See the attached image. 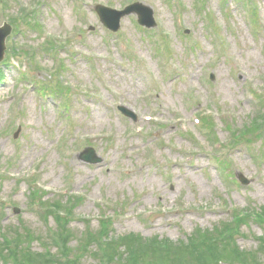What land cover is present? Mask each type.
Segmentation results:
<instances>
[{"label": "rangeland", "instance_id": "obj_1", "mask_svg": "<svg viewBox=\"0 0 264 264\" xmlns=\"http://www.w3.org/2000/svg\"><path fill=\"white\" fill-rule=\"evenodd\" d=\"M134 3L155 29L95 11ZM5 23L0 264L16 233L54 264H264V0H0Z\"/></svg>", "mask_w": 264, "mask_h": 264}, {"label": "water", "instance_id": "obj_2", "mask_svg": "<svg viewBox=\"0 0 264 264\" xmlns=\"http://www.w3.org/2000/svg\"><path fill=\"white\" fill-rule=\"evenodd\" d=\"M101 23L109 30L117 32L120 29V22L122 18L136 14L138 16V22L141 26L148 29L156 27V22L154 19V12L151 8L143 6L141 4H134L124 11H116L106 7L98 6L96 8ZM11 27L8 24H5L4 27L0 28V63L4 59V54L6 50V39L11 34ZM123 114L127 117L134 118L131 113H128L126 110H121ZM80 159L88 164H99L102 162V159L98 158L94 150L88 149L83 154L80 155ZM240 182L243 185H248L249 182L243 177L240 178Z\"/></svg>", "mask_w": 264, "mask_h": 264}, {"label": "trees", "instance_id": "obj_3", "mask_svg": "<svg viewBox=\"0 0 264 264\" xmlns=\"http://www.w3.org/2000/svg\"><path fill=\"white\" fill-rule=\"evenodd\" d=\"M63 227L64 226H62V228ZM10 236H12V235L10 234ZM52 236L54 238V241H57V243H55L54 241L53 242L55 243L56 249L59 252L60 257L62 256L63 252H65L67 250L69 253H72V250L70 251V248H69V245H70L69 242L64 241V238H62L60 236L58 237L60 239H58L56 237V235L54 234V232H53ZM11 240H12V237H11ZM140 240L142 241V239H140ZM13 241L14 242L5 241L3 243L4 245H6L5 248L6 247H12L14 249V250H7L12 264H54L55 263L54 255H52L48 251L47 246L43 245L44 252H41L38 254V253H35V251L32 249V245L34 242L31 240H28V238L22 239V235L16 233ZM141 241H139V242H141ZM25 244L27 245V247L24 246ZM99 245H100V243L98 242L97 248L99 247ZM87 247L90 248L89 245ZM100 247H101V245H100ZM116 258H117L116 256L111 255L107 259H104L102 264L117 263ZM140 258H141V256H134V257H129V258L126 256V262H127V264H142V262L139 261ZM62 261L65 264H79L78 259L74 258L73 261L69 260V255H63Z\"/></svg>", "mask_w": 264, "mask_h": 264}, {"label": "bare ground", "instance_id": "obj_4", "mask_svg": "<svg viewBox=\"0 0 264 264\" xmlns=\"http://www.w3.org/2000/svg\"><path fill=\"white\" fill-rule=\"evenodd\" d=\"M150 121V120H149ZM158 121V119H154V122H157ZM236 128H237V126H235ZM46 193H47V191L46 190H44Z\"/></svg>", "mask_w": 264, "mask_h": 264}]
</instances>
